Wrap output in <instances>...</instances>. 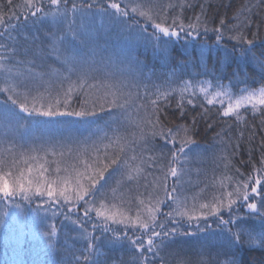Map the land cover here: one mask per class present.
Wrapping results in <instances>:
<instances>
[{
  "label": "snow or ice",
  "instance_id": "obj_1",
  "mask_svg": "<svg viewBox=\"0 0 264 264\" xmlns=\"http://www.w3.org/2000/svg\"><path fill=\"white\" fill-rule=\"evenodd\" d=\"M45 3L48 11H45ZM106 5L98 3V0H91V2L80 0L79 3L73 0L69 8V0H25L20 15L14 11L10 12L7 24L4 15L0 14V37L13 41L12 45L0 44L2 49L0 80L3 81L0 92L7 94V100L0 108V120L6 125L14 123L19 130L25 127L27 117L75 116L86 119L97 116L98 106L100 112L110 113V121L106 123L110 124L123 117L137 129L130 135H123L117 131L112 137H108L105 133L104 139L108 142L103 143L102 148L94 142L90 148L75 150L69 148L66 152L59 153L45 151L43 156L38 155L36 149H32L31 153H20L19 160L5 159L3 155H0V199L6 202V208L20 209L22 205L17 202V197L28 203H33L36 198H39L47 205L69 204V212L83 202L86 206L83 215L88 217L90 213L95 214L98 223L92 224V228L100 229L105 247L131 245L135 253L139 254L135 257L136 264H167L162 253L170 247L175 237L195 235V232H188L187 229L181 231L185 221L189 222L190 227L203 232L206 226L202 227L198 221L207 220L209 216H217L220 223L226 226L224 230L228 235L224 237V251L219 254L223 256V259L215 260L214 264H239L235 250L245 246L264 248V227L259 230L245 227L242 217L237 216L234 219L232 216L233 205L239 201L242 202L241 207L246 206L250 213L264 220V188L261 187L264 184V155L260 158V167L254 166V173L251 176L240 180H233L231 176H226L225 179L231 182V190L223 180L218 184L214 182L213 186L221 189L220 194L214 195L213 199L207 203H198V196L189 198L178 187L187 172L185 166L193 159L201 158L192 147L197 143L193 137V130L186 125H177L175 129L166 127L160 119L162 109L159 101H164L167 105L168 98L178 94L177 108L183 116L185 105L195 107L194 100L200 94L206 105H219V115L222 117H232L236 122L242 121L244 113L241 109H244L252 115L259 114L261 123L264 124V84L255 88L251 87L246 83L247 73L245 72L243 79H240V72L235 70L233 79H236L238 84H244L243 87L238 88L237 94H233L231 87L225 86L219 79L215 85L211 81H204L198 87L191 81H184L183 87L178 89L162 90L157 86L152 96L145 92V100L141 101L138 91L125 92L113 89L112 85L91 83L88 72L84 70L79 71V83L71 81V74L77 70L67 58H62L61 48L66 42L64 36H51L50 47L51 55H54L62 66H66L64 71L68 75H64L60 69L51 66L49 71H45L44 63L47 57L43 56L38 45L34 52L30 45L14 46L17 40L13 32L17 29V24L13 21H19L21 16L25 21L29 16L33 17V24L48 19L57 25L68 21V34L75 38L77 33L73 25L76 23V14L79 13L83 20L89 15H95L94 9L107 15L110 23L121 30L134 33L136 39L150 43L154 52L163 54L165 57L170 54V47L180 42L181 34L183 37L199 36L201 31L205 34L213 31L216 33L217 45L225 38L223 27L211 29L208 27L203 4L200 6L201 15L195 16V22L188 24L181 19L184 8L192 7L187 0H178V2L167 0L164 3L160 0H127V2L106 0ZM173 9H178V14L169 17V11ZM245 11L251 12V9L241 8L234 15L235 23L231 25L227 38L234 40L236 45H246V47H240L239 56L234 57L233 53L237 51L234 46L231 53H225L223 62L230 63L235 58L242 64H252L264 77V52L259 56L256 54L254 45L258 38L257 34L252 33L251 38L246 34L245 30L251 28L253 21L250 16L242 15ZM69 12L72 14L71 20H68ZM220 24L223 26L225 21L221 20ZM149 27L153 29L152 32L148 31ZM24 39L27 41L28 37ZM37 39L38 37H33V41ZM20 56H38L41 62L37 64L35 58L20 59ZM200 56L202 59L206 57L205 49L200 50ZM20 65L25 66V71H21ZM36 67H39L41 71H36ZM46 76L58 77L64 97V110H61L59 98L44 104L38 102L43 93L30 95L36 88L35 84L30 83L32 81H39L48 85V88L51 87L52 82L45 80ZM64 81H69L67 89H63ZM229 83L231 85V80ZM48 88L45 91H48ZM102 88L104 91L100 97L92 101L88 99L89 93L93 90L100 91ZM73 93H79L85 97L78 111L68 110ZM185 93L189 95L186 96ZM201 107L206 114L208 109L203 104ZM113 109L116 111L113 112ZM33 123L38 125L40 121H33ZM156 138L162 140L165 145H171L167 154L162 149L156 148L154 144ZM221 143H226L223 137ZM261 147L264 148V141L261 142ZM7 151L11 152V149ZM49 154L54 157L59 156L61 159L50 162ZM65 155L71 158L67 164L63 162ZM164 159L168 160L166 165L162 163ZM219 159L227 168L228 156L221 155ZM20 164L24 167L20 168ZM50 164H55V168H51ZM13 169H16L15 174ZM110 169H112L111 175L106 179L105 174L109 173ZM62 172L64 175H61ZM169 177L175 178L176 182L170 185ZM133 190L136 195L126 197V193L130 194ZM250 195L253 196V201L255 197H260L259 207L257 202L249 201ZM133 200L138 202V208L134 214L131 207L127 211L123 210V205L130 204ZM44 204H37V208H42ZM162 207H166L167 210H162ZM222 210L229 213V219L225 220L220 215ZM55 214L54 211L53 215ZM8 215L7 210L3 212L0 216V225L5 223ZM237 220H240V224L237 225L236 231L227 227L235 224ZM194 221L197 223L193 224ZM74 223L82 230L81 236L85 241L80 255H74L76 264H99V257L104 255L101 245L97 243L101 236L89 232L79 220ZM168 224L174 226L168 227ZM112 225L123 227L113 228ZM129 229L132 230V235H129ZM44 235L48 239L50 248L58 247L52 239L57 235L54 224L49 225ZM203 256L204 253H201V257ZM179 264H189V262L182 260ZM197 264H210V262L201 258Z\"/></svg>",
  "mask_w": 264,
  "mask_h": 264
},
{
  "label": "trees",
  "instance_id": "obj_2",
  "mask_svg": "<svg viewBox=\"0 0 264 264\" xmlns=\"http://www.w3.org/2000/svg\"><path fill=\"white\" fill-rule=\"evenodd\" d=\"M72 2L73 0H69V8ZM75 2L79 3L80 0H75ZM160 2L164 3L167 0H160ZM173 2H178V0H173ZM24 3L25 0H11V4H9V0H0V14L4 15L6 24L9 22L10 12L14 11L20 15ZM98 3L107 6L106 0H98ZM187 3L192 7L184 8L181 16L184 23L195 22V16L201 15L200 6L203 4L204 17L208 27L210 29L223 27L224 29L225 38L219 45L216 43V33L213 31L206 34L201 31L199 36L183 37L181 34L180 42L171 46L170 54L165 57L163 54L154 52L150 43L136 39L134 33L121 30L110 23L107 15L94 9L95 15H89L83 20L79 13L76 14V23L73 25L77 33L75 38L68 34V21L57 25L48 19L33 24V17L29 16L25 21L21 16L19 21H13L17 24V29L13 32L17 40L14 46L30 45L34 52L38 45L43 56L47 57L44 70L49 71V66H51L60 69L64 75H68L64 71L66 66H62L55 56L51 55L50 47L51 36H64L66 42L61 48L62 58H67L77 70L71 74V81L79 83V71L84 70L88 72L91 83L112 85L113 89L125 92L138 91L141 101L145 100V92L152 96L157 86L162 90L178 89L183 87L184 81H191L194 86L198 87L204 81H211L215 85L219 79L225 86L231 87L233 94H237L238 88L243 87L244 84H238L237 80L233 79L235 70L240 72V79H243L245 72L247 73L246 83L251 87L255 88L264 84V77L261 76L259 69L252 64H242L235 58L230 63L223 62L225 53H231L234 46L237 48V51L233 53L234 57L239 56L238 49L240 47H246V45H236L234 40L227 38L231 25L235 23L233 17L241 8L251 9V12L245 11L242 14L250 16L253 21L251 28L245 31L249 38L252 33L257 34L258 38L254 45L256 54L259 56L264 52V0H187ZM45 11H48L46 3ZM178 11V9L170 10L169 17L177 15ZM71 19L72 14L69 12L68 20ZM221 20L225 21L223 26L220 24ZM148 31L152 32L153 29L149 27ZM26 36L28 37L27 41L24 39ZM33 37H38V39L33 41ZM0 44L12 45L13 41L6 37H0ZM202 48L206 50V57L203 59L200 56ZM19 58H35L37 64L41 62L38 56H20ZM19 67L21 71H25L24 65ZM35 70L41 71L39 67H36ZM45 80L52 82L51 87L48 88V85L39 81H32L30 83L35 84L36 88L30 95L35 96L43 93L38 102L44 104L59 98L61 110H64V97L58 77L46 76ZM68 84L69 81H64L63 89H67ZM2 86L3 81L0 80V87ZM46 88L48 91H45ZM103 91V88L100 91L93 90L89 93L88 99L96 100ZM185 95L188 96L189 93H185ZM178 98V94L170 96L167 105L164 101H159L162 109L161 122L168 128L175 129L177 125H186L192 129L193 137L197 142L192 147L201 156L200 159H193L185 166L187 172L178 187L189 198L198 196V203H207L213 199L214 195L220 194L221 189L213 186L214 182L218 184L223 180L231 190V182L225 179L226 176H231L233 180H240L251 176L254 173V166L260 167L259 161L264 155V148L261 147V142L264 141V124L261 123L259 114L252 115L244 109H241L244 113L242 121L236 122L232 117H222L219 115V105H206L200 94L194 100L196 106L186 104L184 115L181 116L180 110L177 108ZM6 100L7 94L0 92V106H4ZM84 100L83 95L73 93L68 110L78 111ZM202 104L208 109L206 114L204 108L201 107ZM112 111L115 112L116 109ZM21 115L25 114L21 113ZM193 120H195V124H193ZM33 121H40V124H34ZM109 121L110 113L108 111L100 112L98 106L97 116L86 119L75 116L27 117L25 127H21L19 130L14 123L6 125L2 121L0 155H3L5 159L16 158L19 160L20 153H31L32 149H36V153L43 156L45 151L59 153L60 151L66 152L69 148L83 149L88 142L89 148L94 142L102 148L103 143L108 142L107 139H104L105 133L108 137H112L113 133L117 131L123 135H130L137 131L123 117L110 124L106 123ZM222 137L226 143H221ZM154 144L165 154L171 148V145H165L159 138L155 139ZM8 149H11V152H8ZM221 155L228 156L227 168L219 159ZM58 159L61 158L48 155L50 162ZM70 161L71 158L65 155L64 164ZM162 163L166 165L168 160L164 159ZM49 166L55 168V164ZM19 167L23 168L24 165L20 164ZM111 171L112 169L105 174L106 179L111 175ZM13 173H16V169H13ZM61 175L64 173L62 172ZM168 182L171 185L176 180L169 177ZM261 187L264 188V184ZM140 191H144V189H140ZM250 191L251 185L249 186ZM128 195L135 196V190L130 194L126 193V197ZM16 199L22 208L15 209L13 211V214H16L15 217L9 216L5 223L0 225V264H76L74 255H80L85 246V241L81 236L82 230L74 223L76 220L84 224L89 232L101 236L97 243L101 245L104 255L99 257V264H136L135 257L139 254L135 253L131 245L125 244L115 248L105 247L100 229L92 228V224L98 223L95 214L90 213L88 217L83 215L86 207L83 202L73 213V211H68L69 204L47 205L39 198H36L33 203L20 200L19 197ZM0 201L4 203L3 200ZM249 201L257 202L259 207L260 197H255V201H253V196L250 195ZM189 202L191 203V199ZM241 203L238 201L233 205V218L242 217L245 227L256 230L264 227V220L257 217L256 214L250 213L246 206L241 207ZM37 204H44V206L37 208ZM129 207L133 209L134 214L138 208V202L133 200L130 204L125 203L123 210L127 211ZM162 210L166 211L167 209L162 207ZM54 211L55 215H53ZM18 212L19 216H17ZM220 215L225 220L229 219V213L226 210H222ZM198 223L202 227L206 226L205 231H197L194 227H190L187 221L183 223L181 231L187 229L188 232H195V235H177L175 237L170 247L162 253L167 264H179L182 260L188 261L189 264H197L201 258L214 264L215 260L223 259V256L219 254L224 251L223 241L224 237L228 235L224 230L226 226L220 223L217 216H209L207 220L202 219ZM52 224L57 229V235L52 238L53 242L58 245L55 249L49 247L48 239L44 235L49 225ZM239 224L240 220H237L235 224H230L227 227L236 231ZM167 226L174 225L168 224ZM112 227L122 228L123 226L112 225ZM129 235H132L131 229H129ZM235 251L239 264H264V248L245 246ZM201 253H204L203 257H201Z\"/></svg>",
  "mask_w": 264,
  "mask_h": 264
},
{
  "label": "rangeland",
  "instance_id": "obj_3",
  "mask_svg": "<svg viewBox=\"0 0 264 264\" xmlns=\"http://www.w3.org/2000/svg\"><path fill=\"white\" fill-rule=\"evenodd\" d=\"M2 107H3V106H0V108H2ZM2 129H3V126H2V120H0V132H1ZM85 147H89V142L87 143V145H85ZM85 147H84V148H85ZM0 200H2V199H0ZM81 203H82V202H81ZM81 203H80V204H81ZM0 204H1V205H0V215H2V213H3L4 211L7 210V211L9 212L8 217H9V216L15 217L16 214H13V211H14L15 209H18V208H14V207H12V208H6V202L3 203V202L0 201ZM80 204H79V205H80ZM79 205L76 206V208L73 210V213H74L75 211L78 210ZM18 210H20V209H18ZM19 214H20V213L18 212V213H17V216H19ZM8 217H6L5 220H6Z\"/></svg>",
  "mask_w": 264,
  "mask_h": 264
}]
</instances>
